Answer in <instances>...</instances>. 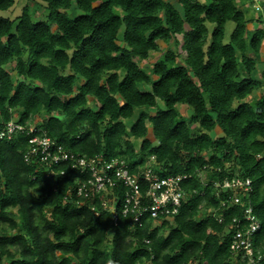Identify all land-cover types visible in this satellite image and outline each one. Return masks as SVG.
Masks as SVG:
<instances>
[{"label":"trees","instance_id":"1","mask_svg":"<svg viewBox=\"0 0 264 264\" xmlns=\"http://www.w3.org/2000/svg\"><path fill=\"white\" fill-rule=\"evenodd\" d=\"M40 1L44 18L28 4L0 13V125L43 116L37 125L73 153L123 157L131 173L153 155L161 176H191L177 213L145 214L140 225L120 213L117 189L113 224L111 211L90 209L99 196L72 203L76 171L46 178L24 160V137L0 139V264H247L229 248L240 207L218 211L222 222L205 211L219 205L212 182L232 176L251 180L252 244L264 264V96L233 107L264 87V14L247 17L233 0ZM16 2L0 0V11ZM178 35L183 53L163 50L150 71L136 61ZM202 167L211 183L194 194Z\"/></svg>","mask_w":264,"mask_h":264},{"label":"built area","instance_id":"2","mask_svg":"<svg viewBox=\"0 0 264 264\" xmlns=\"http://www.w3.org/2000/svg\"><path fill=\"white\" fill-rule=\"evenodd\" d=\"M261 2L262 0H255ZM35 117L23 124L17 119H10L0 125V139L13 140L18 136L24 137L23 158L26 162H32L38 167L44 166V177L62 175L65 169L74 170L81 180L70 187L68 195L73 204H78L77 198L85 199L99 196V205L90 206L95 215L102 210L112 212V222L116 224L118 213L116 200L119 196L117 189L122 191L120 213L123 216L132 214V221L141 224V217L149 215L153 221L158 217H169L178 212L185 198V192L181 186L189 174H177L161 176V166L152 155L146 163L137 167L135 173H131L126 160L123 157L106 158L102 154L88 156L76 154L65 149L61 144L46 134L37 125ZM64 165V167H62ZM57 167V169L55 168ZM55 168V169H54ZM200 181V190L193 188L192 193L203 194L210 180L206 177V168L197 171ZM215 188V196L219 199L217 208H205L209 214L215 215L218 222L224 220V215L218 211L240 207L241 215L230 218L229 230L231 231L229 248L234 256L240 254L247 259V264H256L260 255H254L252 239L259 229L260 223L253 212L249 200L251 180L247 177L232 176L212 182ZM221 193L224 194L221 197ZM210 211H214L213 213ZM149 242V239H146Z\"/></svg>","mask_w":264,"mask_h":264},{"label":"rangeland","instance_id":"3","mask_svg":"<svg viewBox=\"0 0 264 264\" xmlns=\"http://www.w3.org/2000/svg\"><path fill=\"white\" fill-rule=\"evenodd\" d=\"M233 1H234L235 6L238 9H240V10H241V8L243 9L245 16H247V17H249V16H259L257 14V8L258 7L260 8L259 2H256L255 0H253V4L247 2V6H244V3L243 2L245 0H242V2L240 0H233ZM263 1L264 0H262L260 2V4H262ZM25 4H28L31 7V14H32V16L34 18H36V19L44 18V15H45L44 3L42 1H40V0H33V1L17 0L15 7L12 10H10V12L0 11V13L2 15H4V16H9L10 15L11 17H16L17 15L20 14L21 9H22V6L25 5ZM254 24H255V27H256L257 26L256 23H254ZM233 27H234V22L227 21L225 23V38L226 39L228 38L229 33L231 32V30L233 29ZM212 28H213V24L209 25V29L211 30ZM121 30H122V28H121ZM159 47H160V49L158 51H155V52L154 51H151L150 52V56H149V58L146 61L141 62L138 59H136V61L140 65L145 66V68H148L147 71H150L149 70V68H150L149 66L155 61V59L157 57H159V55L161 54V52L163 50H166L167 48H173L175 51H177V53H179L180 51H181V53H183L182 52V48H181V35L176 36L175 39H172V40H170L167 43H164V42L160 43L159 44ZM178 62H182V59L179 58ZM14 64H15V61L14 60L11 61V64L8 67V70L9 71L12 70V68L14 67ZM12 76H13V78H15L14 75H12ZM143 89H148L149 90L150 89L149 84L145 85V87ZM261 96H264V88H262V87L254 90L251 94H249L244 99L236 101L234 103L233 107H235L240 102H248L250 104H254L256 102V100L259 99ZM179 109H180V111L182 113H184L186 115V117H188L190 115V113H191V110L190 109H187L186 112L180 106H179ZM151 110H154V109L151 108ZM17 116H18V114L17 113H14V117H17ZM41 118H43V116L37 115L35 117L36 120H39ZM194 130H195V127H192V131H194ZM209 134L212 137H214V138L217 137V136L222 135V133H221V131L219 129L218 130L214 129V130L210 131ZM140 141H141V139H135L133 141L134 147H135V149L137 151H138V148H139L140 143H141Z\"/></svg>","mask_w":264,"mask_h":264},{"label":"crops","instance_id":"4","mask_svg":"<svg viewBox=\"0 0 264 264\" xmlns=\"http://www.w3.org/2000/svg\"><path fill=\"white\" fill-rule=\"evenodd\" d=\"M240 1L242 2V0H240ZM243 3H244V6H247V2L246 1H244ZM259 5H260V8L262 9V15H263L264 14L263 6L260 3H259ZM241 10H243V9L241 8ZM209 25H211V23L207 22L206 26L208 27V29H209ZM258 58H259V61H261V62L257 63V69L259 70V69H261L264 66V63H263V61H264V40H263V47H262V49H261V51L259 53V57ZM262 88H264V87H262Z\"/></svg>","mask_w":264,"mask_h":264},{"label":"bare ground","instance_id":"5","mask_svg":"<svg viewBox=\"0 0 264 264\" xmlns=\"http://www.w3.org/2000/svg\"><path fill=\"white\" fill-rule=\"evenodd\" d=\"M257 14L259 15V16H262V10H261V8H257Z\"/></svg>","mask_w":264,"mask_h":264}]
</instances>
